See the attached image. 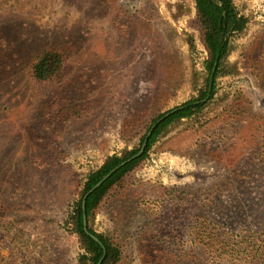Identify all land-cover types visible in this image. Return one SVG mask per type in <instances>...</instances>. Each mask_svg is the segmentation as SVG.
I'll return each mask as SVG.
<instances>
[{"label": "rangeland", "instance_id": "rangeland-1", "mask_svg": "<svg viewBox=\"0 0 264 264\" xmlns=\"http://www.w3.org/2000/svg\"><path fill=\"white\" fill-rule=\"evenodd\" d=\"M0 3V20L37 5L42 32L63 27L77 44L78 83L68 97L94 102L87 119L38 135L25 128L44 123L42 115L21 94L15 106L29 120L0 117V148L7 155L10 147L16 174L12 189L0 188L16 200L0 228V264H78L84 250L69 216L89 173L139 147L145 128L131 141L122 133L129 110L156 94L153 103L168 112L205 88L196 2ZM234 3L249 23L230 36L213 98L170 125L91 220L120 245L124 264H264V0ZM51 143L62 145L63 159L40 168L32 157L55 153Z\"/></svg>", "mask_w": 264, "mask_h": 264}, {"label": "trees", "instance_id": "trees-1", "mask_svg": "<svg viewBox=\"0 0 264 264\" xmlns=\"http://www.w3.org/2000/svg\"><path fill=\"white\" fill-rule=\"evenodd\" d=\"M0 1L3 2L2 5H6V1L10 0ZM41 1L44 2V0ZM99 2L106 4L107 0H99ZM195 2L201 39L208 52L205 64L208 76L205 88L201 90L199 97L172 109L176 111L152 131L145 152L121 167L88 197L86 212L89 229L99 237L104 245L102 246L84 230L83 199L85 194L123 161L138 153L153 125L171 111L162 112L157 103H153L158 101L156 94H152L151 99L142 95L136 101L135 106L129 110L122 124V133L126 139L131 141L139 129L145 128L146 131L140 138L139 147L127 152L124 156H109L98 170L89 173L69 216L71 232L78 236L84 250L78 264H99L103 257L101 264H124L120 245L112 238L97 232L91 226V220L112 196V193L124 187L126 178L146 160L149 151L164 131L174 122L191 118L201 112L208 101L213 98L217 78L230 51V36L234 33H242L247 28L249 20L240 14L234 0H195ZM37 7L36 5L27 11L17 9L15 12H10V18L0 20V117L19 114L24 120H29L15 106V99L18 94H21L22 99L28 98L27 103L32 102L33 108L40 112L44 120V123L40 125L27 124L26 132H32L35 135L41 133L43 128L50 130L57 127L60 122L74 123L87 119L94 109V102H73L68 97L69 92L78 83L74 67L76 42L64 34L61 30L63 27L53 29L51 33L48 30L42 32V27L37 26L39 15ZM31 25L35 31L32 30ZM216 63L218 65L213 73ZM261 64L264 67V56H261ZM4 146L8 149V153L6 155V151H1L0 148V154L2 152L4 154V157L0 156V188L12 189L16 175L12 168L15 161L10 157V147ZM55 146V153L47 157L35 155L32 160L40 168L60 163L63 159L62 145L56 143ZM8 195L12 193L8 192ZM15 201L13 196L7 198L0 196V228L11 211L15 209Z\"/></svg>", "mask_w": 264, "mask_h": 264}, {"label": "water", "instance_id": "water-1", "mask_svg": "<svg viewBox=\"0 0 264 264\" xmlns=\"http://www.w3.org/2000/svg\"><path fill=\"white\" fill-rule=\"evenodd\" d=\"M217 63L215 64V67L213 69V73H215L216 68H217ZM213 77V75H212ZM176 110H171L170 112L166 113L164 117L160 118L152 127V129L150 130L143 146L141 147V149L139 150L138 153H136L135 155H133L132 157H130L129 159L123 161L120 165H118L116 168H114L111 172H109L102 180H100L93 188H91L84 196L83 199V211H84V230L85 232L92 237L96 242L100 243L102 246L103 243L102 241L99 239V237H97L94 233H92L89 229V222H88V217H87V212H86V202L88 197L94 192L96 191L98 188H100L116 171H118L121 167L127 165L129 162L133 161L134 159L140 157L146 150L147 147V142H148V138L151 136L152 131L157 127L158 124H160L164 119H166L167 117H169L172 113H174ZM104 260V257L101 259L100 263H102V261Z\"/></svg>", "mask_w": 264, "mask_h": 264}]
</instances>
